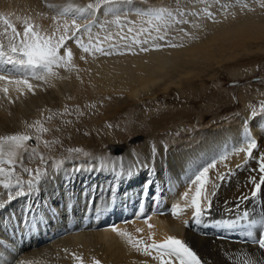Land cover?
I'll return each instance as SVG.
<instances>
[{
    "label": "bare ground",
    "instance_id": "obj_1",
    "mask_svg": "<svg viewBox=\"0 0 264 264\" xmlns=\"http://www.w3.org/2000/svg\"><path fill=\"white\" fill-rule=\"evenodd\" d=\"M167 1L156 0V7L166 8ZM213 1L185 2L191 10L185 11L183 17L173 13L175 21L166 18L165 23L153 21L149 25V17L141 13L156 7L150 8L138 0H107L102 4L99 0H0V43L7 40V49L11 43L19 44L24 38L25 20L46 37L65 34L63 24L69 25L66 43L59 53L67 63L53 66L50 73L37 68L36 74L44 75V80L37 79L29 70L18 71L17 66L0 57V62L7 66L0 63V76L7 78L0 79V96L7 89V96L0 97V138L6 132L19 135L22 131L17 123L30 110L33 112L32 107L41 108V103L53 108L67 106L66 99L55 94L65 90L64 84L71 87L69 105L75 107L92 100L101 106L98 115L90 121L84 120L82 133L72 132L66 139V145L76 148L77 155L61 154L58 147L51 148L47 142L53 136H45L47 141L41 142V146L29 140L21 147L0 141L1 158L12 153L18 168L17 174L8 179L4 173L0 174V236L7 239L4 232L8 231L9 236L18 238L19 226L20 232H31L28 238L19 240L24 245L19 251L23 258L21 264H95L96 261L99 264H161V253L151 247L145 250V246L159 244L169 236L185 241L202 264H264V247L240 240L247 231L264 240V185L252 197L255 184L262 176L259 167L264 156V113L259 110L258 114L249 107L264 100V90L248 86L235 96L236 91L228 90L220 83L221 78H216L222 62H227L232 77L240 78L256 69L258 58L264 55V16L256 10L264 0L254 1L253 11L245 9L248 4L244 5L242 0H222L217 4ZM178 5L184 6L180 0L175 6ZM214 7L213 16L206 15ZM129 13H136L137 19L121 23L120 17ZM181 18L184 23L178 22ZM5 19L19 33L14 40L13 30L4 23ZM73 20L81 26L80 31L72 27ZM184 24L187 29L182 28ZM130 28L132 32L128 31ZM141 29L147 31L141 32ZM170 33H176L174 39ZM198 33L204 35L201 37ZM158 36L166 40L157 39ZM134 38L147 42L133 43ZM78 41L85 46L91 44L92 48L84 51ZM97 47H102L104 52L96 51ZM176 72L180 78L174 80ZM24 79L33 86L32 90L15 83ZM213 79L217 83L214 90H207L209 80ZM173 83L187 97L193 96L192 101L206 102L205 107L199 109L193 105L161 111L151 117L141 114L137 118L139 101L148 100L150 106L155 98L173 99ZM108 94L110 100L106 99ZM59 100H62L61 106L57 104ZM10 101H16L15 113ZM240 103L242 112L228 118L224 107L233 108ZM107 121L117 129L114 136L105 135L103 129L99 131L100 138L94 136L92 128L97 129ZM50 125L55 126L41 122L40 127L45 131ZM251 140L257 141L258 146L249 158L246 150ZM121 148L124 150L120 151ZM224 154L225 158L220 159ZM213 160L216 167L210 169L207 185L211 210L204 211L197 221L195 209L186 208L189 204L193 206L196 185L188 184L183 178H191L195 170L198 172ZM225 174L228 175L220 180ZM143 177L145 181L141 183ZM146 186L149 191L154 188L157 191L159 187L164 191L168 212L138 219L145 210L131 217L133 221L113 226L106 223L100 227L97 218L80 233L64 236L92 213L88 210L93 193L96 194L93 205L95 209L98 206L107 209L103 218L107 221L112 195L117 200L129 193V202L132 194H140ZM208 200H201L202 209H208ZM28 205L30 210H26ZM47 205L56 207L57 214ZM176 206L180 210L173 214ZM33 208L36 216L40 213L47 221L42 236L67 229L69 222L76 224L61 236H55L58 240L38 247L39 238H32L34 230L28 231L36 218H30ZM180 220L186 222L184 234L180 228L178 231ZM243 221H252L257 226L252 223L246 228ZM235 227L243 232L230 235L227 230ZM0 250L5 253V244L1 241ZM2 256L5 263L6 255ZM165 259H168L166 255ZM174 264L179 261L175 260Z\"/></svg>",
    "mask_w": 264,
    "mask_h": 264
},
{
    "label": "rangeland",
    "instance_id": "obj_2",
    "mask_svg": "<svg viewBox=\"0 0 264 264\" xmlns=\"http://www.w3.org/2000/svg\"><path fill=\"white\" fill-rule=\"evenodd\" d=\"M108 1H116V0H108ZM138 1L141 4L148 5L150 8H155L156 6H158L157 3H156V0H138ZM180 1L182 2V4L184 6H182V5L175 6L177 4L178 0H169L166 3H164V4L167 6L166 9L169 8L168 10L172 11L173 13L177 14V9L179 8L180 13L184 14V13H186L188 11V9H189V11L191 10L185 4H187V3L191 4V2L194 3V1L197 2L199 0H197V1L196 0H180ZM211 1H213V0H211ZM218 1H222V0H214L213 2H214V4L215 3L217 4ZM229 1L230 2H236V1L238 2V0H229ZM254 1L257 2V0H242L244 5L247 6V4H248V6L247 7L244 6V8L246 7L245 9L253 11V8H251V7H252V4L255 3ZM43 2L45 3V1H43ZM157 8L158 7H156L155 9H157ZM215 9L216 8L214 7L213 9L211 8L209 11L211 13H213L215 11ZM256 11H257V13H259V15L261 14V16H264V2H262V5L259 8H257ZM183 16H181V17H183ZM128 19H131L132 21L137 19L136 18V13H134V14L133 13H129L126 16H121L120 17L121 23L127 22ZM185 25L186 24L182 25V28L187 29V25L186 26ZM118 26L119 25H117L116 27H118ZM185 29H183L182 31H185ZM206 32L209 33V31H206ZM204 33L203 34H199L198 33V34H199V36L201 35V37H202V35H204ZM175 34L176 33H170V36L172 37V38L171 37L170 38L174 39L175 38ZM199 36H197V37L200 38ZM154 40L156 41V39H154ZM154 40H152V41L155 42ZM7 44H8L7 40L5 41L4 44L0 43V45H2V51L5 52V53H8V54H11L10 53V49H7V46H9ZM258 61L259 62H257L256 69L254 71H252L251 73H245L243 75V77H240V78H237L236 76L232 77L229 74V66L227 64H225L227 62L220 63L219 64L220 66L217 64V67L219 66L220 68H218V70H217L218 72H217V77L216 78H218L217 80H219L221 78L222 81L220 83L225 85L228 88V90H231L233 92L236 91V95L235 96H237V93H239L241 89L246 88L248 86H250V87L257 86V88H259V90L262 91V90H264V55L261 58L259 57ZM20 70H22V69L19 68L18 71H20ZM26 70L27 71L29 70V72L31 71L30 69H26ZM209 70H211V69H209ZM177 73L178 72H176L175 74H177ZM177 75H176V78H174V80L175 79L177 80V78L178 79L180 78V76L178 75V77H177ZM248 76H252V77L249 78ZM165 79H166V77L162 78L161 82H164ZM173 84L174 85H172V87H174V88L172 89V94H171L174 97L173 99L170 100L169 98H166V97H162V99L155 98L156 101L153 102L152 104H150V106L147 104L148 100H145V102H144V100L143 101L142 100L139 101V107H138L139 109L137 111L138 112L137 113V118H139L141 114L151 117V115L154 116L156 114H159L161 111H165V110H169V109H171V110L172 109L180 110V109H185V108L192 107L193 105L195 106V108L202 109L207 104L206 102L192 101L193 100V96L187 97V95H186L187 93H183L181 88L178 87V85H175V83H173ZM200 84H201V82H200ZM216 84H217L216 80H214V79L213 80H209V83L207 85V87H209V88L206 87V89L207 90H214ZM63 89H65V90H63ZM63 89H62L63 91H60V90L56 91L55 94L56 95L58 94L60 97H63V99H66L67 106L63 105L64 107L62 106V107H59V108H57V107L53 108L51 106L45 105L44 103H41V105H43V106L39 105L41 108L32 107L33 112L31 113V110L29 111V114H32V115L28 114L26 117L22 118V120H19L18 123H17V125L20 128V130L22 131L21 133H19V135H22L25 132H26V134L28 133V135L30 134V137H32V136L34 137V138H32L33 140L31 139L32 143L34 145H38V146H41L40 145L41 142L47 141L46 140L47 136H50V137L53 136L52 137L53 140H49L47 142L50 145L51 148L58 147L59 151H61V154L77 155L76 148H73L70 145H66V142H67L66 139H69V135L72 132L73 133H82L83 132V128H84L83 124L86 123L84 120H89L90 121V119H92L94 116L98 115L101 106H100V104H96L95 102L90 100V101H88L87 103H85L83 105H76L75 107H73V106H71V104L70 105L68 104V102L70 100L69 94H68L69 89H71L70 85L68 84L67 86H65V84H64ZM5 93L6 92L4 91V93L1 96L4 95L6 97L7 95H5ZM110 98H111V96H109V94H108L106 99L110 100ZM106 99H104V101L102 100L101 102L104 103L106 101ZM15 102L14 101L11 102V105L14 108L12 110V112H14L16 110V107H15L16 103ZM61 102H62V100H59V103H57V104L61 106ZM236 102H238V98H236ZM249 107H251L252 109L254 108L253 110H255V112H258L260 110L261 112L264 113V100L256 101V102H254L253 107L252 106H249ZM82 108H84V111L80 110ZM233 108H232V106L230 107V105H227L226 107H224V112L229 113V117L228 118H230V117H232L234 115L240 114L242 112V110H243V105L240 103L239 105H236ZM40 113H42L41 116H40ZM258 114H259V112H258ZM41 122H44L45 124H49V123L50 124H54L55 126H53V125L46 126V128H45L46 130L44 131L40 127L41 126ZM92 129L94 131V136H96L97 138H100L99 131H101L102 129L104 130L105 135H107L109 137L114 136V134L116 133L115 130H117L116 127L114 125H112V123H110L108 121L103 123V125L100 126L99 128H97L98 130L96 129V127H93ZM61 134H64V135L61 136ZM5 135H6L5 137L12 136V134H10L9 132H6ZM31 140H29V141L31 142ZM3 142L6 143V142H9V141L4 140ZM121 150H124V149L121 148L120 151ZM8 159H9V156L1 158V153H0V160L3 161L2 163H0V168L4 169V171L0 172V174L4 173L3 175H4V177L6 179L10 178L11 176H15L17 174V171H18L17 170L18 169L17 168V164L14 163L12 165L11 164L9 165V163L7 162ZM151 169L152 168H150V170ZM196 173H197V170L194 171V173L191 176V178L189 177L187 179V177H184V176H182V178L184 177L183 180H186L187 183L190 184L191 180L194 179V176L196 175ZM144 179L145 178L143 177L141 183L145 181ZM174 204H176V202H174ZM189 206H191V204H189L188 207H186L188 210L191 211V210L195 209L193 206L192 207H189ZM49 209H52V208L49 207ZM13 214H14V212H13ZM25 221H26V219H25ZM131 221H133V220L131 219ZM182 221H183V219H182ZM182 221L180 220L179 223H177V227H178V231L180 232V229H181L182 234H184L186 222L185 221L182 222ZM12 230L13 229H10V231H12ZM81 231L82 230L69 231L64 236H67V234L71 235V234H75V233H80ZM87 231L91 232L93 230H87ZM56 240H58V239L51 240L50 242H48V244H51V243H53ZM38 247H40V245ZM21 257H22L21 254H19L18 255V261H16L15 264H21L23 262V260H22L23 258H21Z\"/></svg>",
    "mask_w": 264,
    "mask_h": 264
},
{
    "label": "snow or ice",
    "instance_id": "obj_3",
    "mask_svg": "<svg viewBox=\"0 0 264 264\" xmlns=\"http://www.w3.org/2000/svg\"><path fill=\"white\" fill-rule=\"evenodd\" d=\"M107 0H99V3H105ZM89 8L94 7L93 5H89ZM68 11L67 8L63 10L64 13ZM80 11H83V9H80ZM142 15H146L149 17L148 24L152 25L153 21L165 23L166 18L171 19L173 21L176 20V17L173 15V12L166 9V8H158V9H149L146 12H142ZM178 15H185L181 14L179 9H177ZM206 15L209 17H212L213 14L211 12H207ZM179 23H184L185 21L183 18L178 21ZM4 23L8 25V27L12 28L13 30V37L12 40L15 39V37L19 36V33L16 32L15 27L7 20H4ZM116 23L119 24V19L116 20ZM24 33H23V39L20 40L19 44L11 43L10 53H5L2 50H0V57H4L6 60V63L12 64L17 66L21 69H30L32 74L36 76L37 79L44 80V75H37L36 69L42 68L46 70L48 73L51 72L53 66H61L62 64L67 63V60L64 56H61L60 49L64 47L66 43V34L69 31V25L67 22L63 24L64 33L60 35L59 37H46L42 36L40 33H38L35 30V26L31 23H29L27 20L24 21ZM59 27V26H58ZM72 27L76 29V31H80L81 26L76 24V21H72ZM88 27V26H85ZM159 31V28L156 29ZM129 32H132L133 29H129ZM147 31L145 29H141V32ZM126 38V37H122ZM157 39H165L164 36H158ZM147 41H140L138 39H133V43H146ZM78 43H80L78 41ZM175 46V45H171ZM80 47L83 48L84 51H89L90 48H92V45L89 44L85 46L84 44L80 43ZM156 47H161V45H156ZM0 49H2V45H0ZM96 51L104 52V49L102 47H97L95 49ZM147 51V49H142ZM104 54H111V53H104ZM71 51L69 50L67 52V57L71 58ZM0 79H7L4 76H0ZM16 84H24L28 87L29 90H32L33 86L29 83L27 79L24 80H17L15 81ZM7 93V89L4 90ZM32 139V137L27 135H12L4 138H0V140H7L10 143H12L15 147H21L24 141H28ZM258 146L257 141L251 140L249 143V147L247 148L248 157L251 158L253 155V150ZM3 149L0 147V153H2ZM12 153L9 154L8 163L14 164L15 162L11 158ZM226 154L221 155L220 159H224ZM261 164L259 167V170L262 174V176L259 178L260 182L255 184L254 191L252 192V197H255L260 189L261 186L264 185V156L261 157ZM3 161L0 160V163ZM216 167L215 160L212 161V163L208 164L206 167H203L200 171L196 173L194 176V179L191 180V183L196 185L195 188V195L192 197V205L195 208L194 217L199 220L201 215L204 211H210L211 210V200H208V193H207V185L210 182L209 177V171L210 169H213ZM4 169L0 168V172H3ZM27 171V169H25ZM79 171V169H77ZM37 175H40L39 170L37 171ZM225 175L220 176V180H223L225 178ZM5 187H8V185H5ZM213 187H216L213 185ZM215 193H213L214 195ZM187 195V194H185ZM208 200V209L204 210L201 208V200ZM179 206H176L173 214H177L179 211ZM151 227V225H149ZM148 247H151L154 250H157L159 253H161L160 259L161 264H174L175 260L179 261V264H202L201 258L197 255V253L183 240H180L178 238L169 236L167 239H165L163 242L156 244L153 243L150 246H145V250H147ZM260 247H264V240L260 241ZM165 255L168 257V259H165ZM95 264H99L98 261L95 262Z\"/></svg>",
    "mask_w": 264,
    "mask_h": 264
}]
</instances>
